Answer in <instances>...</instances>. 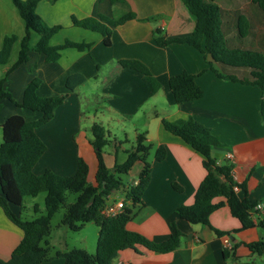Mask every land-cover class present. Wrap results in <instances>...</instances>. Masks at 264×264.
<instances>
[{"label": "crops", "instance_id": "obj_1", "mask_svg": "<svg viewBox=\"0 0 264 264\" xmlns=\"http://www.w3.org/2000/svg\"><path fill=\"white\" fill-rule=\"evenodd\" d=\"M219 5L224 32L232 25L236 37L242 38L239 18L242 15L248 18L250 33L242 39L249 37L251 44L243 49L257 50L253 48L264 45V13L252 0H219ZM37 12L49 26H61L50 38L49 46L72 42L86 47L67 46L53 61H48L43 52L33 50L26 62L15 67L26 23L12 0H0V49L6 36H18L9 61L0 65V81L15 100L1 101L0 125L15 114L30 123L44 117L40 111L19 106L27 84L36 77L42 80L38 89L40 96L67 94L53 119L37 128L47 149L34 166V172L40 177L46 172L67 177L77 171L82 158L89 165L90 180H94L98 161L90 143L92 126L99 123L111 138L112 133L102 119L107 118L108 112L112 119L117 115L139 116L143 123L135 126L136 136L146 134L151 152L159 147L166 149L162 161H157L154 155L150 183L142 195L144 204L137 206L127 228L154 242H163L170 237L175 223L183 233L181 244L170 253L154 252L142 246L124 250L114 264H264V247L258 255L244 244L261 239L262 231L257 227L242 230L228 203L234 191L241 199L260 204L264 212V117L261 113L264 91L258 85L217 76L208 63L210 58L189 44L172 43L162 47L154 41L156 29L172 37L193 33L196 18L180 0H40ZM130 13L135 17L118 26L109 25L99 17L105 15L118 20ZM74 17L96 18L109 27L111 45L105 44L106 35L102 32L74 24ZM39 39L37 33H32L31 46ZM123 59L145 63L159 81V90L152 94L150 82L138 71L123 67L120 64ZM181 72L195 75L204 91L202 98L184 104L175 102L169 79ZM75 73L83 74L86 81L70 91L66 82ZM189 117L209 127L220 140L221 145L212 148V157L220 164L229 161L234 165V185L215 167H204L203 156L163 126V119L177 121ZM2 141L0 128V145ZM228 153L232 158H228ZM110 162L106 161L108 166ZM140 167L139 174L142 163ZM209 174L220 184L212 200L219 207L211 214L210 225L192 224L180 217L177 208L194 203L199 185ZM243 183L246 190L240 186ZM214 229L229 232L232 242L238 243L235 260L224 257V240L228 236H219ZM22 238V229L0 207V258L8 260ZM42 264H64V260L56 258Z\"/></svg>", "mask_w": 264, "mask_h": 264}, {"label": "trees", "instance_id": "obj_2", "mask_svg": "<svg viewBox=\"0 0 264 264\" xmlns=\"http://www.w3.org/2000/svg\"><path fill=\"white\" fill-rule=\"evenodd\" d=\"M18 8L20 15L26 23V33L21 41L19 58L15 64L18 67L26 62L31 51L37 50L47 56L48 61L60 57L61 50L67 46L86 47L85 44L68 42L64 45L49 46L50 38L57 33L61 26H49L37 12L40 0H12ZM54 1V0H53ZM115 2L117 0H111ZM196 18L195 29L190 36H166L163 31H154V41L162 47L172 43L189 44L210 58V68L219 77H228L232 81L243 84L258 85L264 91V53L259 50L228 47L226 34L223 29L222 10L219 0H180ZM264 13V0H252ZM100 19L112 26H118L135 17L130 13L118 20H112L105 15ZM73 23L83 27L102 32L105 44L111 45L112 30L101 24L96 18L78 20L73 18ZM238 30L242 38L250 33V22L245 15L240 16ZM40 36L38 43L31 46L32 33ZM18 40L15 34L8 35L0 49V65L6 64L12 54L14 44ZM120 64L125 68L138 71L150 82L152 94L159 88V81L153 76L148 66L137 59H123ZM230 67V68H227ZM248 68V73L236 75L231 73L232 68ZM86 81L81 73L68 77L66 86L74 91ZM42 80L38 77L32 79L26 86L24 97L19 106L32 111H40L44 117L37 122L30 123L20 115L10 116L0 128L3 132V141L0 145V207L6 216L23 231V238L8 260L0 258V264H42L55 258H63L64 264H114L120 252L128 249L137 250L139 246L147 250L170 253L179 248L183 233L175 223L172 224L170 237L163 242H154L144 235L131 231L127 224L135 217L136 208L144 204L142 195L150 183L152 163L149 161L152 146L147 143L146 134L136 136V144L127 150L123 162H118V150L124 142L111 139L109 132L99 123L92 126L90 143L96 151L98 168L93 181L90 180L88 163L80 158L77 171L67 177H59L46 172L40 177L34 172V166L47 149L46 143L39 137L37 128L51 121L56 109L65 101L67 94L42 97L38 89ZM169 87L177 104H184L200 99L204 95L203 89L197 84L195 75L189 72L175 74L169 79ZM8 99L15 102L12 95L5 91L3 81H0V110L1 101ZM264 117V99L261 105ZM164 128L180 137L185 143L203 156L204 167H215L233 183L232 171L234 165L229 161L223 164L212 157V148L220 146L221 142L212 130L193 117L184 120L170 121L163 119ZM128 142V140H126ZM115 143V165L110 168L104 157V147ZM166 157L164 147L157 148L155 159L162 161ZM143 164L136 185L127 187L121 174H128L136 162ZM246 190V185H240ZM178 190L181 188L174 184ZM218 179L207 175L199 185L192 205H180L177 213L180 217L192 224L210 225L211 214L218 209L212 200L219 192ZM114 191L126 194V203L116 215H107L104 212L109 197ZM45 192V212L38 211L34 205L35 213H40L32 219L23 217L25 198L36 197ZM76 195L73 202L69 198ZM231 212L241 222V229L257 227L262 231V238L258 241L244 243L252 252L261 255L264 247V212L257 209V203L249 199H241L232 191L228 200ZM14 207L20 209L15 212ZM65 208L61 225L72 231H80L87 223H95L99 227L96 252L90 253L86 249H71L56 251L54 255L50 248V235L52 232V219L61 209ZM214 231L219 236L232 235L218 229ZM238 243H233L231 248H224V257L235 260L234 250Z\"/></svg>", "mask_w": 264, "mask_h": 264}, {"label": "rangeland", "instance_id": "obj_3", "mask_svg": "<svg viewBox=\"0 0 264 264\" xmlns=\"http://www.w3.org/2000/svg\"><path fill=\"white\" fill-rule=\"evenodd\" d=\"M226 32L227 34V46L228 47H242V48H249L250 47V39L249 37L246 39H242L239 35L236 37V32H234V27L232 25L228 26ZM257 28L256 25H254ZM236 31V30H235ZM257 31V29H256ZM262 36V35H261ZM261 51L264 53V45L263 43L259 46L253 48ZM230 68V67H227ZM248 68L238 67L232 68L230 70L231 73H234L238 76L244 75L248 73ZM107 118L102 119L104 120V126L109 129L112 133V137L116 138L117 142L122 141L124 142L120 145V149L118 150V162H123L127 156L126 151L131 150L133 146L136 144V132L135 126H140L143 123V119H140L139 116L135 118H128V117H120L117 115L115 119L110 118L109 112L106 113ZM101 116V115H100ZM117 119V120H116ZM87 123V122H85ZM128 140V142L126 141ZM115 143L112 142L104 147V157L105 161L110 162V168H113L115 165V152H116ZM111 153V155L108 154ZM155 152L152 151L149 155V161L152 162L154 159ZM141 162H138L128 174H121L120 176L123 178V181L127 185V187H131L136 185L138 181L139 171L141 169ZM115 172L116 169L113 168ZM137 177V178H136ZM93 181V180H92ZM76 195H72L69 198V202H73ZM45 198L46 193L42 192L36 197L28 196L25 198V209L22 213L23 217L32 219L38 216L40 213L45 212ZM123 201L126 203V194L122 192L114 191L112 195L109 197V204H113L114 202ZM38 205V211L40 213H35L34 205ZM15 212L20 213V209L14 207ZM137 210V208H136ZM135 210V211H136ZM65 208H61L53 217L52 219V232L50 235V248L52 255L55 254L56 251H67L71 249H86L90 253L96 252L97 240L99 235V227L95 223H87L80 231H72L69 228L61 225V220L64 214ZM56 259V258H55Z\"/></svg>", "mask_w": 264, "mask_h": 264}, {"label": "built area", "instance_id": "obj_4", "mask_svg": "<svg viewBox=\"0 0 264 264\" xmlns=\"http://www.w3.org/2000/svg\"><path fill=\"white\" fill-rule=\"evenodd\" d=\"M228 158H232V154L228 153ZM124 207V202L119 201V202H114L113 204H107V206L104 209L105 214L107 215H116L117 213H119L122 208ZM261 205L258 204L257 205V209L261 210ZM233 245V242L231 240V238L228 236L225 238L224 240V248H231Z\"/></svg>", "mask_w": 264, "mask_h": 264}]
</instances>
